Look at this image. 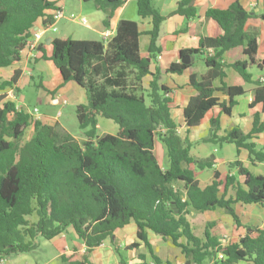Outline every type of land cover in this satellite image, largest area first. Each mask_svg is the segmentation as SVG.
<instances>
[{"label": "trees", "instance_id": "1", "mask_svg": "<svg viewBox=\"0 0 264 264\" xmlns=\"http://www.w3.org/2000/svg\"><path fill=\"white\" fill-rule=\"evenodd\" d=\"M82 1L96 4L106 16L103 25L108 28L116 10L129 0ZM196 3L180 0L166 17L153 0H136L138 16L152 20L147 58L140 53L138 23L131 20H121L106 45L59 38L52 42V54L47 55L41 43V60L52 62L62 86L73 82L86 91L87 102L76 107L79 128L85 135L82 142L61 133L59 124L35 120L7 95H0V262L35 252L40 239L51 242L72 228L86 253L76 261L61 256V263L94 264L90 256L95 249L134 223L139 243L126 251L139 250L143 244L155 264L164 261L155 254L150 232L180 249L185 264H264V226L244 224L235 209L238 204L264 206V176L252 174L237 159L228 164L229 173L236 171V176L228 175L223 182L215 170L214 156L194 157L193 145L179 133L172 116V91L162 82L164 75L188 74L189 86L196 94L183 111L187 133L216 108L230 116L238 98L247 94V84L254 86L250 107L261 105L264 113V85L250 72L252 67L264 70V60L258 59L259 31L247 29L251 14L239 0H232L226 8L206 9V17L220 26L222 34L201 36L198 49L180 52L181 60L197 57L203 67L180 61L163 72L158 67L155 72L152 69L162 54L158 41L163 23L172 16L189 20L198 13ZM55 9L50 0H0V71L22 61L37 22L42 20L45 26L53 23ZM229 70L240 76L243 85L227 84ZM21 76L18 70L7 80L0 78V90L18 92ZM39 88L57 94L43 85ZM219 93L227 99L221 101ZM100 119L113 123L117 132L100 136ZM30 128L34 135L23 142ZM209 131L201 143L234 145L237 157L246 150L252 165L264 164V148L254 142L264 133L260 116L255 115L249 134L239 128L222 134L219 117L210 120ZM157 141L167 151L165 167L155 155ZM210 170H214V179L202 188L196 172ZM231 188L235 194L227 198ZM218 209L244 230L237 242L224 244L214 236L213 222L208 223L202 238L195 235L188 215ZM115 253L120 264H127L118 250ZM138 258L147 264L146 255Z\"/></svg>", "mask_w": 264, "mask_h": 264}, {"label": "crops", "instance_id": "2", "mask_svg": "<svg viewBox=\"0 0 264 264\" xmlns=\"http://www.w3.org/2000/svg\"><path fill=\"white\" fill-rule=\"evenodd\" d=\"M51 2L55 3L56 8H62L66 11L65 8V0H50ZM180 0H162L159 4L158 9L160 10L161 14L168 17L170 16L176 9L178 2ZM232 0H197L196 7L198 9V13L191 17L189 20H186L183 16H172L167 21H165L161 27L160 37L158 41V45L162 48V54L155 66H153V71L158 67L161 72L165 71L171 64L179 63L180 59V52L182 50H196L199 48V41L201 36H210L216 37L222 34V30L220 26L210 18H207L205 15L206 9L212 7H219V8H226ZM241 4L244 6L247 12L251 14V19L247 24V29H257L259 31L260 27L264 26V21L262 20V16L264 15V0H239ZM136 0H129L125 5L120 7L116 10L113 19L110 22L108 28H105L103 25L104 20L101 21V25L99 30L94 29L92 30L93 33H96L101 37L100 40L91 39L93 41H100L103 42L105 45L107 42L103 38V34L108 31L111 34L112 39L116 33V28L118 23L121 20H131L136 21L139 26V31L142 33L140 38V53L141 56L147 58L149 56L148 50L150 47L151 37L148 35L152 31V20L150 18L142 19L138 16L136 10V17L131 18L128 16V12L131 9L130 7L134 4ZM154 3V0H153ZM137 9V8H136ZM132 16V14H131ZM44 27L42 20L38 21L36 26L34 27V31L40 30ZM90 29V28H89ZM182 32V30H185ZM50 33V32H49ZM48 33V34H49ZM57 33V32H56ZM260 33V32H259ZM46 34L44 37L43 43L45 44L44 48L47 51V55H51L53 51L52 42L55 39L65 37H56L54 35ZM54 34V33H53ZM48 35V36H47ZM260 47V41H259ZM260 49V48H259ZM42 54L40 52H30V50H25L22 54V61L18 64L13 65L8 72L0 71V78L2 80H7L11 78L15 71H22V76L18 82L17 88L20 92L21 88L27 83L28 80H33L34 72H37L39 77L42 79L40 85H43V81H46L45 78L48 79V83L54 84V88L48 90L57 91L56 95L48 94V104L51 106L52 109L60 106L62 103L67 104L69 103L68 99L74 98L79 92L77 90H82L80 86L76 83H68L62 86L63 81L59 71L55 68V66L50 61L41 60ZM258 59L263 61L264 57H261L259 52ZM22 65L23 67H20ZM197 69L203 67V62L200 60V63L195 66ZM33 74L31 75V73ZM228 78L226 80L228 85H243V81L240 76L233 70H229L227 72ZM7 75V76H6ZM255 80H260V82L264 85V75H260ZM166 80V81H163ZM149 82V79L145 81V84ZM162 82L172 91L171 98L173 99L172 104V116L179 125V133H181L185 138L189 140V142L193 145V150H198V155L201 152L200 148L202 147L201 139L207 136H202L196 134V132L201 128L202 124L208 123V129L210 130V120L211 119H218L220 118V123L222 127V134L224 131H230L234 128H239L244 134H249L253 129L254 124V117L255 115L260 116L261 122L264 123V113L262 112V106H256L255 108H251L250 105L253 100V85H244L245 91L247 92L246 95L238 98V105L235 106L230 116H226L222 113L221 109L216 108L204 119L201 125L195 129H193L190 133L185 132V124L183 120V111L188 106L190 99L196 94L195 91L189 86V77L188 74H184L182 76L179 75H164L162 76ZM217 86L220 85L219 82L216 83ZM81 88V89H78ZM43 90V89H42ZM84 90V89H83ZM13 90H6L1 91L0 95H7L8 99L14 98L13 94L15 95V100L17 99V93ZM83 92L86 91L84 90ZM219 93L217 96L221 99V101L226 100V96L220 95ZM87 97V94H86ZM54 98V99H51ZM13 101V100H12ZM15 102V101H14ZM83 104V103H81ZM78 106V105H77ZM17 108L20 107L17 105ZM22 109V108H21ZM37 109V108H35ZM34 109V110H35ZM33 110V111H34ZM28 113L33 111L26 110ZM39 111V110H38ZM37 120H42L47 124L40 115H38ZM56 121V120H55ZM109 122V121H108ZM100 124V120H99ZM54 125V124H50ZM207 129V130H208ZM30 130V129H29ZM184 130V132H183ZM208 130V132H209ZM207 135H209L207 133ZM258 148H264V133L259 136L257 140L254 141ZM261 143V145H260ZM262 146V147H261ZM237 152V151H236ZM192 153V152H191ZM203 153V152H201ZM219 153L218 149H214L213 153L210 156L206 157H197L199 159H206L208 157L214 156L216 159L215 170L221 174V180L225 182L226 177L228 175L236 176V171L229 173L228 164L240 159L243 165L254 175L256 176H264V164H258L254 166L251 164L248 156V152L246 150H241L240 156L235 158V160H225L223 158H219L216 154ZM193 155V154H192ZM160 163V162H159ZM163 166V165H162ZM165 167V166H163ZM192 169L194 167L192 166ZM196 179L199 181L200 186L202 188L207 187L211 184L214 179V170L210 171H199L196 172ZM238 182L241 184L243 183V178L238 177ZM223 192V191H222ZM235 194L234 190L231 188L229 189L227 198L233 197ZM242 205V204H238ZM238 205L235 206V209L239 216L241 217L244 224H250L256 227H263L264 222L259 223V225L254 220L245 219L242 214L238 211ZM246 206V207H245ZM247 210L255 211L256 213L254 216L258 218L261 214L264 216V206L261 205H244ZM207 213V212H206ZM206 213H195L191 212L188 215V221L190 222L192 229L196 236H201L200 231L201 227L206 228L205 223L207 224L205 219H202ZM201 219L198 227L197 220ZM260 218V217H259ZM235 227V224L233 225ZM199 230H196V229ZM215 227L211 231L212 234L215 236L214 233ZM198 231V232H197ZM205 232V231H203ZM235 236H237L236 240H231V243L237 242L241 237L244 236L245 232L242 228H235ZM70 236L73 237L74 240L69 241ZM71 237V238H72ZM224 244L229 241L222 240L219 238ZM149 240L153 246L155 254L159 256L163 261L164 264H185L186 260L185 257L182 255L180 249L176 248L170 242L163 241L160 237L153 233H149ZM56 247V259H59L61 256H65L69 258L71 261L82 260L85 253L86 247L84 243L78 238L75 231L72 228L67 229L65 233L58 236L54 240L51 241ZM134 243H139L137 239V226L133 223L125 228L118 230L115 233L113 240L106 241L102 246L96 248L95 251L90 256V260L94 264H120V258L115 253V249L118 250L124 260H126L127 264H141L142 261L139 260L138 255L143 254L146 255L147 264H155L147 250V248L141 244L139 250L136 251H126L127 247H130ZM175 248V250L172 249ZM157 250L165 249L167 250L166 254H158ZM172 250V251H171ZM125 252V253H124ZM0 264H9L8 260H5L4 263ZM245 264V263H241Z\"/></svg>", "mask_w": 264, "mask_h": 264}, {"label": "rangeland", "instance_id": "3", "mask_svg": "<svg viewBox=\"0 0 264 264\" xmlns=\"http://www.w3.org/2000/svg\"><path fill=\"white\" fill-rule=\"evenodd\" d=\"M162 2V0H154L153 5L158 8L159 4ZM65 8H66V16L70 17V15H74L76 17H82L86 18L90 27H86L76 21H70L68 19H64L60 21L57 24V33L51 31L49 34L54 35L56 37H65V38H71L73 40H91L96 39L101 41V37L97 35L96 33H93L92 30L100 28L101 21L105 20L106 16L101 11L98 10L96 4L94 2H83L82 0H65ZM131 9L128 12V16H130L132 19L136 16L133 14H136V8L137 4L136 2L132 4L130 7ZM132 14V16H131ZM90 28V29H89ZM259 41H260V49L259 52L261 54V57H264V26L260 27L259 29ZM54 33V34H53ZM48 34V35H49ZM47 35V36H48ZM29 50V49H28ZM194 65L200 63V59L195 57L193 58ZM20 67H23L20 65ZM10 69L6 68L3 69V72H8ZM251 74L257 78L260 75H264V70H260L256 67L250 68ZM33 72L31 73V75ZM7 76V75H6ZM34 78L33 80H28L27 83L25 82V85L21 88L20 92L17 93V99L15 100L16 93L13 94L14 98H12L13 101L16 102V104L20 107V109L30 110L33 111L35 108L39 110V115L48 123L50 124H59V130L61 133H68L72 135L74 138H76L79 142H82L85 140L84 132L79 128L78 120L76 117V107L77 105L81 103L87 102V97L84 90H77L79 93L74 98H69V103L67 104H61L60 106L56 107L55 109H52L51 106L48 104V94L39 88V85L42 82V79L39 77L37 72H34L33 74ZM46 81H43V85H45L47 88H54V84L48 83V79L45 78ZM166 81V80H163ZM81 89V88H78ZM222 95V94H220ZM54 99V98H51ZM56 120V121H55ZM208 123L202 124L201 128L196 132V134L199 133V135L202 136H208ZM210 128V127H209ZM208 129V130H207ZM116 127L113 123L108 122L107 120L100 119L99 124V135H106V134H115ZM184 132V130H183ZM34 135L33 128H30L28 130L23 142L29 141ZM261 145V143H260ZM262 147V146H261ZM214 149H218V152L216 156L219 158H223L225 160H235L237 156V150L234 145H224L223 147L215 146L213 144H202V147L200 148V151L203 153H199L198 150H193L192 154L193 156L197 157H206L210 156ZM261 149V148H259ZM155 155L157 159L159 160L160 164L163 166L168 165V156L167 151L164 145H162L160 142H155ZM238 211L240 212V215L244 216L245 219L254 220L258 225L261 222H264V216L262 214L256 218L254 214L255 211H251L250 209L247 210V208L244 207V205H238ZM202 219H205L207 224L206 228L201 227V230L205 231L207 229L208 223H215V236L218 238H221L222 240L229 241L230 243L233 240H236L237 236H235V227H233L234 222L231 216L226 214L225 211L218 209L216 211L207 212L204 216H202ZM201 222V219L199 218L197 220V227L199 223ZM196 230H199L198 228ZM213 230V229H212ZM211 230V231H212ZM200 231L201 236H204V232ZM198 232V231H197ZM70 236L69 241L74 240L73 237ZM232 240V241H231ZM225 244H228L225 243ZM173 250L175 248L172 247ZM172 251V250H171ZM156 252L158 254H166L167 250H157ZM56 247L52 242L46 241L44 239H40V247L37 251L29 253V254H22V255H12L9 257L8 263L9 264H62L60 259H56ZM125 253V252H124ZM126 254H123V256Z\"/></svg>", "mask_w": 264, "mask_h": 264}, {"label": "built area", "instance_id": "4", "mask_svg": "<svg viewBox=\"0 0 264 264\" xmlns=\"http://www.w3.org/2000/svg\"><path fill=\"white\" fill-rule=\"evenodd\" d=\"M52 15L54 18L53 23H50L46 26L44 25V27L41 28L40 30L33 31V36L30 40V45L28 47L30 52H37L41 43L44 41L45 35L51 31L56 32L57 31V27H56L57 24L64 19H68L70 21H76V22H78V23H80L86 27H90L86 18L76 17L74 15H70V17H67L64 9H62V8H58V9H55L54 11H52ZM103 38L108 43L110 41V38H111L110 32L106 31L103 34ZM29 114L32 115L35 120H37V117L39 115V111H38V109H35L33 112H31ZM219 257L223 258V255H220ZM1 263H4V261H1Z\"/></svg>", "mask_w": 264, "mask_h": 264}, {"label": "water", "instance_id": "5", "mask_svg": "<svg viewBox=\"0 0 264 264\" xmlns=\"http://www.w3.org/2000/svg\"><path fill=\"white\" fill-rule=\"evenodd\" d=\"M192 61H193V57L192 56H186L185 58H183L181 60V62L183 64H186V65H190L192 63Z\"/></svg>", "mask_w": 264, "mask_h": 264}]
</instances>
